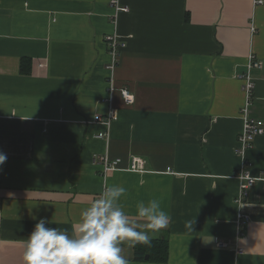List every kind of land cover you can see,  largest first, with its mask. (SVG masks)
I'll use <instances>...</instances> for the list:
<instances>
[{
  "label": "crops",
  "instance_id": "obj_1",
  "mask_svg": "<svg viewBox=\"0 0 264 264\" xmlns=\"http://www.w3.org/2000/svg\"><path fill=\"white\" fill-rule=\"evenodd\" d=\"M110 1L0 0V264H23L22 242L40 218L70 229L105 185L127 189L129 213L156 198L171 216L152 235L167 239V261L138 259L125 243L130 264H264V135L248 154L259 180L237 202L239 77L251 55L262 67L252 70L249 115L264 121V4L121 0L131 11L116 28ZM116 31L128 46L115 75L136 101L127 109L115 96L120 119L107 143L95 117L108 111L105 37ZM105 154L123 160L106 178L94 164ZM135 156L145 173L128 170ZM239 213L250 222L240 227Z\"/></svg>",
  "mask_w": 264,
  "mask_h": 264
},
{
  "label": "clouds",
  "instance_id": "obj_2",
  "mask_svg": "<svg viewBox=\"0 0 264 264\" xmlns=\"http://www.w3.org/2000/svg\"><path fill=\"white\" fill-rule=\"evenodd\" d=\"M6 159L0 153V166ZM126 193L122 186L105 185L70 229L48 227L53 222L40 218L22 242L23 264H130L123 245H151L171 216L156 198L138 201L134 213L127 212L121 201Z\"/></svg>",
  "mask_w": 264,
  "mask_h": 264
},
{
  "label": "built area",
  "instance_id": "obj_3",
  "mask_svg": "<svg viewBox=\"0 0 264 264\" xmlns=\"http://www.w3.org/2000/svg\"><path fill=\"white\" fill-rule=\"evenodd\" d=\"M256 5H263L264 0H256ZM110 5L113 8L114 15L112 16L115 27L118 26V17L120 14L130 13V7L124 6L121 0H111ZM105 41L110 50L111 61L107 65L109 76L107 78V98L105 99L108 104V111L106 114L97 115L95 123L102 125L105 131L97 134L96 138L110 142L111 130L120 119L121 110L115 105V96L118 94L121 98L125 108L130 109L135 104V95L126 85L119 86L118 79L115 75L118 67L120 66L123 52L126 50L128 43L124 40L118 31L113 34L107 35ZM262 64L253 55L249 57L247 64V71L242 74L239 79L243 81V91L246 97V102L242 108L243 127L239 136V146L237 153L242 160L240 171L237 174V179L240 181V194L237 202L241 203L248 195L249 190L258 182L259 179L255 178L250 170L253 163L250 161L248 154L253 147L255 139L264 135V121L261 119L253 118L249 115V109L253 102V94L255 90V82L252 77V70L261 68ZM123 160L121 158L111 159L108 154L96 156L94 164L102 168L101 172L104 178L113 171L122 169ZM131 172L145 173L146 161L138 156L130 160L129 169ZM250 222V218L242 213L238 214L237 224L241 227ZM241 235V233H240ZM231 244L230 241L218 240L220 248H227ZM237 254L241 255L244 250L237 245Z\"/></svg>",
  "mask_w": 264,
  "mask_h": 264
},
{
  "label": "trees",
  "instance_id": "obj_4",
  "mask_svg": "<svg viewBox=\"0 0 264 264\" xmlns=\"http://www.w3.org/2000/svg\"><path fill=\"white\" fill-rule=\"evenodd\" d=\"M32 60L23 58L20 65V72L28 75L31 72ZM123 103V102H122ZM138 259H143L145 255H150L152 261L165 263L168 259L169 244L167 239L152 240L151 245H136Z\"/></svg>",
  "mask_w": 264,
  "mask_h": 264
}]
</instances>
